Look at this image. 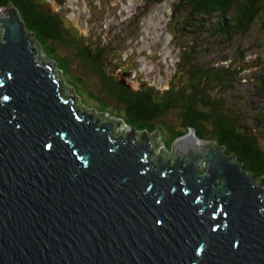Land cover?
Instances as JSON below:
<instances>
[{
  "label": "water",
  "instance_id": "obj_1",
  "mask_svg": "<svg viewBox=\"0 0 264 264\" xmlns=\"http://www.w3.org/2000/svg\"><path fill=\"white\" fill-rule=\"evenodd\" d=\"M38 46L0 10V264H264V185L233 154L191 128L155 161L150 135L76 108Z\"/></svg>",
  "mask_w": 264,
  "mask_h": 264
},
{
  "label": "rangeland",
  "instance_id": "obj_2",
  "mask_svg": "<svg viewBox=\"0 0 264 264\" xmlns=\"http://www.w3.org/2000/svg\"><path fill=\"white\" fill-rule=\"evenodd\" d=\"M180 3L181 0H82V15L77 18L72 14L71 18L73 25L80 30L79 37L103 46L115 61L128 57V65L134 62L128 78L135 87L147 82L158 92L182 91L180 87L182 84L185 87L189 77L188 69L194 65L204 71L227 68L229 76L224 75L221 81L208 82L206 78L203 79L204 93L218 101L224 111H229L236 125L248 127L257 143L264 147V13L247 32L234 34L226 42L210 34L208 25L204 31L186 25L182 29L180 24L187 22L185 19L189 11L180 7L183 10L175 12ZM38 45L39 58L52 62L53 71L58 73L65 94L73 97L76 108L99 117L102 123H112L114 137L125 138L133 134L140 138L143 134L150 135L154 160L169 159L178 142H174L171 148L164 145L167 131L162 124L178 131L184 130L179 111L166 112L157 119L159 127L154 132L138 131L126 122L122 111H115L116 99H110L106 91H102L98 78L85 70V64H82L85 69L79 64L74 52L58 48V53L71 62L72 75L83 76L88 89L102 97L106 110L102 111L99 103L89 99L86 94L81 95L77 84L68 80V75L58 70V63ZM185 55L192 60L184 63ZM127 68L120 67L123 70ZM160 122L162 124H158ZM205 129L212 130V127L206 123ZM186 134L192 140L193 134L190 131ZM257 183L264 185V178L257 179Z\"/></svg>",
  "mask_w": 264,
  "mask_h": 264
},
{
  "label": "trees",
  "instance_id": "obj_3",
  "mask_svg": "<svg viewBox=\"0 0 264 264\" xmlns=\"http://www.w3.org/2000/svg\"><path fill=\"white\" fill-rule=\"evenodd\" d=\"M8 5L16 7L25 27L29 25L37 32L38 41L44 53L56 64L58 63V70L68 75V77L66 76L68 80L77 84L81 95L86 94L89 99L99 103L102 111L106 110L107 106L103 104L102 97L94 95L88 89L82 75L81 77L73 76L71 62L66 57L57 54L56 48L48 44L53 37L45 27L49 19L39 15L37 4L33 0H0L1 9ZM180 7L189 11L185 19L187 22L180 24L182 29H185L184 25H186L189 28L195 27L199 28V31H204L205 26L208 25L210 34L228 42L234 34L247 32L263 15L264 0H181L179 9L175 12L183 10ZM60 43L65 49L68 48L71 51L74 49V57L78 59L81 66L85 64L86 69L82 67L86 71H91L101 81L106 77V69L103 66H96L88 61V48L83 50L79 48L80 46L75 47L64 39ZM191 60L189 55L184 56V63ZM188 72L189 77L186 85L181 90L184 92L188 90L189 93L183 94L179 89L169 91L170 93L167 92L163 95V102L158 103L150 97L125 90L124 95H129L124 112L126 122L138 131L154 132L158 126L156 120L169 112L165 110L176 109L180 112L184 130L178 131L167 124L158 123L166 127L167 137L164 140L166 147L171 148L177 138L194 128L199 138L215 140L219 146L224 147L227 154H233L253 178H264V147L257 143L248 127L236 125L231 113L224 111L218 101H214L204 93L205 83H202L204 78L208 82L221 81L224 75L229 76V70L227 68L217 70L211 68L204 71L201 67L194 65L192 69H188ZM163 103L165 104L162 105ZM158 105L162 111H156ZM206 123L210 124L212 130L205 129Z\"/></svg>",
  "mask_w": 264,
  "mask_h": 264
},
{
  "label": "flooded vegetation",
  "instance_id": "obj_4",
  "mask_svg": "<svg viewBox=\"0 0 264 264\" xmlns=\"http://www.w3.org/2000/svg\"><path fill=\"white\" fill-rule=\"evenodd\" d=\"M37 4V11L39 15L49 19V22L45 24L47 32L51 35V41L48 44H51L52 47L56 48V53L58 54V48H65L60 42L64 39L69 44L86 50L89 49V54L87 56L88 61L93 63L96 66H103L106 68V77L101 81L98 79L99 87L106 91V95L110 99H116L117 103L115 105V111H122L125 115L126 105L128 96H125V90L134 92L135 94H140L142 96L150 97L156 102H163V95L169 91L173 90H162L158 92L152 85L147 82L139 83L138 87L132 85V82L129 80L128 76L131 73L132 66L134 64L128 65V57H123L120 61L113 60L112 56L109 57V50L105 49L103 46H99L97 43H89L85 37H79L80 30L76 28L73 24L71 15L74 14L77 18L82 15L83 5L82 0H33ZM26 29L32 34V38L38 44V34L35 30L32 29L29 25H26ZM68 49V48H67ZM70 50V49H69ZM71 51V50H70ZM74 49L72 50V52ZM77 51V50H76ZM112 54V53H111ZM115 61V62H114ZM121 61H125L122 64ZM128 67L127 70L120 69V67ZM122 82H126L131 85L135 90H131ZM185 84V83H184ZM170 83L168 88L170 87ZM183 84L180 88H183ZM104 92V91H103ZM183 94L184 91H181ZM170 93V92H169ZM168 93V94H169ZM180 94V93H179ZM186 94V93H185ZM163 103L162 105H164ZM156 111H162L161 107L158 105ZM165 111H178L165 110Z\"/></svg>",
  "mask_w": 264,
  "mask_h": 264
},
{
  "label": "bare ground",
  "instance_id": "obj_5",
  "mask_svg": "<svg viewBox=\"0 0 264 264\" xmlns=\"http://www.w3.org/2000/svg\"><path fill=\"white\" fill-rule=\"evenodd\" d=\"M157 42V41H156ZM123 127V126H122Z\"/></svg>",
  "mask_w": 264,
  "mask_h": 264
}]
</instances>
